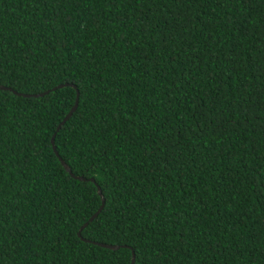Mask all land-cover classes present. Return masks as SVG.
<instances>
[{
    "label": "trees",
    "instance_id": "obj_1",
    "mask_svg": "<svg viewBox=\"0 0 264 264\" xmlns=\"http://www.w3.org/2000/svg\"><path fill=\"white\" fill-rule=\"evenodd\" d=\"M0 85V264H264V0H0Z\"/></svg>",
    "mask_w": 264,
    "mask_h": 264
},
{
    "label": "water",
    "instance_id": "obj_2",
    "mask_svg": "<svg viewBox=\"0 0 264 264\" xmlns=\"http://www.w3.org/2000/svg\"><path fill=\"white\" fill-rule=\"evenodd\" d=\"M67 85H72L74 87H76V85H74L73 83H63V84H59L58 86H55L53 87L52 90L54 89H57V88H61V87H64V86H67ZM0 89H10V90H13L14 92L18 93V94H21V95H24V96H35V97H38V96H43L45 95L46 93H49L50 90H46L44 92H40V93H34V94H27V93H22V92H18L17 90L11 88V87H8L6 85H0ZM77 89V99H76V103L75 105L70 109V111L66 114V116L62 119V121L59 123L58 127H57V132L62 128V126L73 116L74 112L77 110L78 108V105H79V98H80V92L78 90V88L76 87ZM56 134L55 133L52 137V144H53V148H54V151L56 152L57 156L60 158L62 164L64 165L65 169L75 178L77 179H80V180H91L93 182H95L97 185L98 183L96 182L95 178L94 177H91V178H86L85 176L83 175H76L71 167L68 165V163H66V161L60 156L58 150H57V146L55 144V137H56ZM98 190H99V193L100 195L102 196L103 198V203L102 205L100 206V208L89 218L88 221H86L84 223V225L80 228L79 230V235L82 237V230L83 228H85L89 222L93 221L99 214L100 212L102 211L103 207H104V204H105V198L103 196V193H102V189L100 186H98ZM83 238V237H82ZM84 240H87V241H90V242H93L95 244H98V245H101L103 247H107V248H110V249H119L121 248L122 246H126V245H120V244H110V243H105V242H99V241H93V240H90V239H86V238H83ZM135 253H134V250H133V259H132V263L131 264H134V261H135Z\"/></svg>",
    "mask_w": 264,
    "mask_h": 264
}]
</instances>
